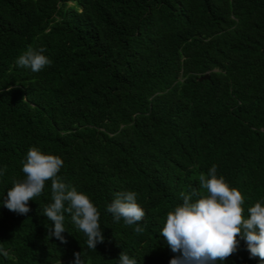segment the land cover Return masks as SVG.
I'll list each match as a JSON object with an SVG mask.
<instances>
[{"label": "trees", "instance_id": "16d2710c", "mask_svg": "<svg viewBox=\"0 0 264 264\" xmlns=\"http://www.w3.org/2000/svg\"><path fill=\"white\" fill-rule=\"evenodd\" d=\"M29 46L51 65L19 67ZM31 147L97 207L96 249L68 213L65 242L50 235V180L27 215L3 206ZM213 165L245 217L264 206V0H0V264H169L167 213ZM118 191L137 193L142 233L107 212ZM217 264L264 261L240 240Z\"/></svg>", "mask_w": 264, "mask_h": 264}, {"label": "clouds", "instance_id": "9594fccd", "mask_svg": "<svg viewBox=\"0 0 264 264\" xmlns=\"http://www.w3.org/2000/svg\"><path fill=\"white\" fill-rule=\"evenodd\" d=\"M41 47L29 46L21 54L16 64L38 73L50 66L52 61L44 54ZM63 160L60 156L45 154L37 147H31L22 161L23 180L13 179V186L3 199V206L19 215H27L31 209L29 201L43 193L46 181H51V199L53 202L43 209L44 216L52 221L54 227L49 229L50 235L65 242V213L78 230L87 237L89 249H96L98 243L104 241L103 230L99 224V211L83 192L63 181L58 175ZM5 169H0V176ZM202 194L194 202L191 195L181 193L182 205L169 211L166 222L160 231L174 256L169 264H217L230 257L238 250L240 240L246 244L250 258L258 257L264 261V206L256 202L244 215L241 192L230 187L223 176H217V166L213 165L205 176H199ZM67 205V206H66ZM115 222L125 225H137L134 231L142 233L144 228L138 225L145 216V211L137 202L134 191H118L114 199L107 205ZM239 237V239H238ZM74 264H84L81 253H74ZM119 264H137L135 258L121 252Z\"/></svg>", "mask_w": 264, "mask_h": 264}, {"label": "water", "instance_id": "95a60500", "mask_svg": "<svg viewBox=\"0 0 264 264\" xmlns=\"http://www.w3.org/2000/svg\"><path fill=\"white\" fill-rule=\"evenodd\" d=\"M208 77H209V73L207 72L205 75L201 76L199 79L208 78Z\"/></svg>", "mask_w": 264, "mask_h": 264}]
</instances>
